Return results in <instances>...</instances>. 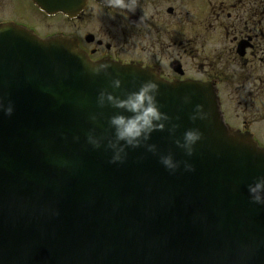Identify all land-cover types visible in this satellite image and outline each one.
Wrapping results in <instances>:
<instances>
[{
  "label": "water",
  "instance_id": "95a60500",
  "mask_svg": "<svg viewBox=\"0 0 264 264\" xmlns=\"http://www.w3.org/2000/svg\"><path fill=\"white\" fill-rule=\"evenodd\" d=\"M33 1L72 15L86 0ZM101 63L110 75H93ZM148 80L171 122L133 149L108 125L110 116L132 113L100 108L97 96L123 98ZM0 102L14 108L0 112V264H264V205L247 190L264 176V150L224 124L212 84L92 62L69 39L4 24ZM197 104L208 118L193 122ZM189 128L203 133L191 157L174 143ZM122 145L124 162L109 163ZM168 153L194 170L181 163L170 173L159 162Z\"/></svg>",
  "mask_w": 264,
  "mask_h": 264
},
{
  "label": "flooded vegetation",
  "instance_id": "af4514ba",
  "mask_svg": "<svg viewBox=\"0 0 264 264\" xmlns=\"http://www.w3.org/2000/svg\"><path fill=\"white\" fill-rule=\"evenodd\" d=\"M76 41L91 60L212 83L226 123L264 149V0H88L75 16L0 0V24Z\"/></svg>",
  "mask_w": 264,
  "mask_h": 264
},
{
  "label": "clouds",
  "instance_id": "9594fccd",
  "mask_svg": "<svg viewBox=\"0 0 264 264\" xmlns=\"http://www.w3.org/2000/svg\"><path fill=\"white\" fill-rule=\"evenodd\" d=\"M119 2L120 0H117V3ZM109 69H111L110 64L101 63L92 69V73L93 75H99L101 71H103L105 75H110ZM110 85L113 89H118L121 86V81L118 77L112 78ZM157 95L158 84L152 80L141 83L136 91L128 93L123 98L115 96L112 92H108L107 90H102L98 93V107L103 108L107 105L132 113L131 116H124L118 113L108 118V125L114 130L115 140L117 142L123 141L124 145L135 149L141 147L142 141L149 140L152 132L165 130V122H171V118L166 113L160 111L156 99ZM189 99L188 96H185L184 102L188 103ZM13 110L14 108L11 102L7 105L0 102V112H3L4 115L10 116ZM89 118L95 122L97 115L93 114ZM207 118L208 113H206L203 110V106L199 104L195 105L193 112L189 116V119L193 122L197 119L206 120ZM177 127L178 125L172 124L169 129L170 133ZM88 139L93 147L100 146V142L93 139L91 135ZM202 139L203 133L199 128H189L184 131L180 139L174 140V143L178 148L184 151L185 155L191 157L194 152V146ZM110 147L116 149V144L110 142ZM147 150L155 154L156 146L147 145ZM121 153H124L123 145L116 150L109 160V163H123L127 154L124 153L122 156ZM159 162L170 173H174L180 167L181 163H183L185 171L191 172L194 170L192 164L187 161H174L172 153L160 155ZM247 190L252 203L264 205V176L255 177L252 183L248 184Z\"/></svg>",
  "mask_w": 264,
  "mask_h": 264
}]
</instances>
